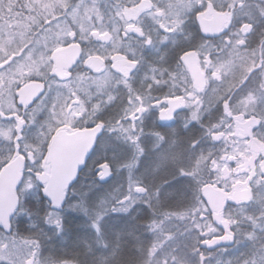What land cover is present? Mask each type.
I'll use <instances>...</instances> for the list:
<instances>
[{
	"label": "snow or ice",
	"instance_id": "1",
	"mask_svg": "<svg viewBox=\"0 0 264 264\" xmlns=\"http://www.w3.org/2000/svg\"><path fill=\"white\" fill-rule=\"evenodd\" d=\"M101 3L104 4L103 9ZM129 3L132 0H116L115 3L108 0H76L75 3L73 0H25L22 8H27L29 15L24 18L27 23L19 33V39L15 40V34H12L8 40L0 42V130L7 129L6 132L0 131V140L9 146V151L12 150L11 137L22 131L25 124L37 126L36 148H40L52 133L62 129L70 133L83 131L87 136L83 162L76 166L75 175L64 188L63 199L58 203L60 209L68 200L81 166L86 158L91 157L102 130L114 134L116 141H122L134 151L132 162H122L118 164L119 168L131 170L138 163V158L144 153L141 138L145 135V113L155 108L159 121L175 118L177 105L165 111L151 104L143 106L146 100L157 99L152 96L153 92L163 93L165 87L168 88V93H163L165 95L174 94L175 89L182 86L186 95L189 87L197 95L200 91L207 93L211 90L209 104L219 105L222 109L221 118L207 126V134L212 139L222 138L212 134L219 132L224 125H228L225 131L230 132L231 114L243 112L251 121L249 127L259 130L251 135L264 143V30L257 25L258 19L264 22V0L256 5L247 0H167L151 6L157 11H151L145 5L139 10L151 20L147 30L138 12L130 13ZM5 7L9 11L8 20H11L15 5H5L4 0H0V12ZM132 15L136 16L134 24L129 23ZM209 17L218 23L209 25ZM192 24L198 25V33L191 30ZM133 31L135 37L130 34ZM201 33L203 37H223L222 51L227 53V58L213 60L216 46L211 39L200 36ZM2 37L3 31H0V40ZM131 39L136 40L139 54L127 46ZM94 40L99 43L94 44ZM157 44L168 47L158 57V66L149 64L141 87L137 89L133 86L135 77L131 73L144 70L143 49L159 52ZM253 44L255 47L251 46ZM73 46L75 57L70 62L61 61L58 56L61 49ZM122 47L123 52L120 51ZM113 53L127 59L129 67L124 70L118 68ZM235 60L241 61L239 76L234 71ZM212 81L218 82L215 88H210ZM232 81L242 85L239 99L233 100L229 95L234 86ZM121 88L127 93L126 100L120 96ZM109 105H116L118 113L102 118L100 113ZM200 111L210 112L211 108L201 106L193 109L185 123L186 128L191 122H198L203 127ZM41 113H46L43 120L38 119ZM6 120L12 122L6 123ZM150 134L156 138V148L163 144L174 145L160 131L152 130ZM17 139L24 141L27 150L28 138L19 136ZM198 143L199 140L192 139L190 147L195 149ZM226 150L215 158L209 151L177 162L171 174L192 180L194 187L190 199L180 191L162 193L164 185L169 182L167 179L160 185L149 187L130 176L127 191L123 194L109 195L93 208L83 200L69 206L79 207L89 217L96 236L102 237L108 233L102 224L108 213L128 212L138 201L152 209L153 201L159 202L162 196L174 198L175 208L161 211L158 219L153 212L152 220L146 225L152 233V240L147 246L140 242L136 248L142 264H213V254L209 249L214 245L210 238L222 235V230L228 232L229 239H235L239 233L251 242L243 264H264V167H261L264 156L257 157L254 173L241 176L229 163L235 158L223 155ZM167 159L168 153L165 152L161 161ZM235 163L239 168L240 161L235 159ZM96 167V175L101 180L112 174V164L108 160ZM241 180L246 186L243 195L237 196L233 190L235 183ZM209 189L223 194L218 202L206 199ZM48 199L51 201L52 198L49 196ZM229 200L236 205L235 209L228 204ZM250 208L256 211L249 213ZM242 222L250 228L241 230ZM52 226L62 234L63 216L57 215ZM233 228L236 232L231 231ZM11 230L10 226L5 229L6 232ZM4 243L9 244L10 241L6 238ZM36 243L39 244L38 241ZM102 247L107 249L109 246L105 243ZM88 250L91 253V246ZM118 255L119 248H114L107 256L99 258V264H112ZM48 264L68 262L50 257ZM75 264L80 262L77 260ZM215 264H233V260H216ZM235 264H241L240 260Z\"/></svg>",
	"mask_w": 264,
	"mask_h": 264
},
{
	"label": "trees",
	"instance_id": "2",
	"mask_svg": "<svg viewBox=\"0 0 264 264\" xmlns=\"http://www.w3.org/2000/svg\"><path fill=\"white\" fill-rule=\"evenodd\" d=\"M138 1L139 0H133L132 3L128 4V7ZM108 2L115 3L116 0H108ZM152 2L154 5L164 3L163 0H152ZM247 2L256 5L261 3V0H247ZM4 3L5 5L8 3L14 4L15 11L11 13V16H18L19 9L21 8V0H4ZM100 7L103 9L104 4L101 3ZM4 9L9 15L8 8L5 7ZM93 19H95V17H93ZM18 22L21 23V21ZM257 25L260 30H264V22L258 19ZM144 26L147 30V27L151 26V21L149 19L144 20ZM109 27H111V25H109ZM190 28L197 33L199 32L196 24L190 25ZM161 34H163L162 30ZM200 36L202 35L200 34ZM127 46L136 49L139 54L140 49L135 39H131ZM251 46L255 47L254 44ZM108 47H111V45ZM156 47L160 49L159 52H156L154 49H143L144 71H147L149 64L159 65L158 57L165 52L168 46L157 44ZM120 51L123 52L124 48L122 47ZM258 56L259 53L257 52V57ZM240 70V66L234 70L237 76H239ZM142 71L143 69L139 72L132 73L135 77L132 83L137 89L141 87V81L144 77ZM164 78L167 79L166 76ZM229 80H232L231 76H229ZM232 83L234 86L229 95L233 100L239 99L242 93H240V95L238 94L241 92L242 85L236 81H232ZM224 87L226 88L227 84H225ZM163 93H168L167 87L163 89ZM163 93L153 92L152 95L161 98L168 96ZM210 97L211 94L208 91L207 93L204 92L200 99V107L202 106L204 109L211 108L210 112L200 111L199 113L202 117L203 127L198 122H191L186 128L185 123L188 122L191 117L189 113L185 114L184 117H177L176 121L171 126L164 128L153 126L151 118L145 121V135L141 138L144 153L138 158L140 159L138 165L137 163L136 166L134 164L133 168L130 170L132 178L141 180L149 187H151L152 184L160 185L167 179L169 182L164 185L162 193L180 191L186 198H191L194 187L192 180L188 177L174 176L171 173L177 162L182 158H191L200 153L208 154L209 151H211L213 158L222 154V150H224L223 145L212 139L206 131L209 124H215L217 119L222 116L220 112L222 110L221 106L209 104ZM118 111L119 109L116 105H109L100 116L107 119L115 116ZM236 115H238V112L232 113L231 118ZM43 119L44 115H40L39 120ZM173 129L175 130L174 133L172 132ZM152 130L160 131L162 134H165L169 141L174 142V145L163 144L160 148L154 147L156 138L150 134ZM223 132L221 127L219 132H213L212 135L217 136L218 133L222 134ZM100 139L102 138L100 137ZM100 139L97 141L91 153V157L88 158L77 180L70 188L68 200L60 211L59 215L63 216L64 222L62 234H58L59 230L52 226V222L54 221L49 220L52 210L47 201L43 198L40 186L36 182H33L32 185H36L35 187L31 186L30 189H23V185H20L17 191L19 208L10 222L12 230L8 233H4V235L13 237L17 240L33 242L36 248L35 264H41V262H43V264H48L50 257L60 261H67L71 264H75L77 260L80 264H99V258L107 256L109 251L114 248H119V255L117 258H122L127 264H142L138 259L136 248L140 242H143L147 246L152 240V233L146 225L152 220L153 212L157 214L156 218L158 219V214L161 211L172 209L177 206L174 198L167 199L163 198V196L159 202L153 201L152 209L140 201L126 213H108L102 221L103 227L108 233L102 237L96 236L95 230L91 227L89 217L79 207L72 208L69 205L83 200L89 208H93L107 195L112 184H114L113 187L117 186V184H115L116 175L114 176V173L113 177L105 184H99L94 178L95 172H93V169L95 165L104 160H108L111 162L112 168H114L117 163L132 162L133 160V157H129L130 150L126 145L122 150V152H125L124 155L121 154L120 157H117V154H120V152H116V150L120 147L116 144L114 134L111 136L108 135L104 144L105 142H112L113 145L116 144V147L107 149L108 152L106 153L98 149L101 141ZM192 139L199 140L195 149L190 147ZM45 145L46 143L44 142L42 146ZM12 152L13 150L9 151L8 145L0 143V170L11 158ZM165 152L168 153V159L162 162L161 156ZM224 153L225 152H223V154ZM37 169H39L38 164L36 170ZM230 206L233 209L236 207L234 205ZM254 211H256V209H249V213ZM46 220L48 222H46ZM240 228L241 230H248L250 226L246 222H242ZM232 231L236 232V229L233 228ZM37 241L39 242L38 245L36 243ZM105 243L109 246L107 249L102 247ZM89 246H91L92 249L91 253L88 250ZM258 247L259 242H257V248ZM250 248L251 242L237 233L235 242L232 246L219 247L210 251L213 254V264H215L216 260H233V264H235L236 260H240L241 264H243L244 256ZM256 259H258V257H256Z\"/></svg>",
	"mask_w": 264,
	"mask_h": 264
},
{
	"label": "rangeland",
	"instance_id": "3",
	"mask_svg": "<svg viewBox=\"0 0 264 264\" xmlns=\"http://www.w3.org/2000/svg\"><path fill=\"white\" fill-rule=\"evenodd\" d=\"M163 1H164V3L167 2V0H163ZM75 2H76V0H73V3H75ZM24 3H25V0H22V4H24ZM135 5H136V7H133V5L128 7L130 13H137L138 12L139 18H141L143 20L148 19L144 15V11L139 10L143 6L147 5V6H149L151 11H157V9L151 8V6L154 5L152 0H139L137 3H135ZM22 11H25V12H23V15H25V17H28V15H26L28 13V9L22 8ZM3 14H7L5 12V9L3 10V12H0V17H3ZM60 18L63 19L64 17L61 16ZM135 19H136L135 15L130 16L129 23L134 24ZM11 20H13V19H11ZM11 20H7V23H6L4 17L2 19H0V26H4V28L2 27L3 37H2V40H0V42L8 40L10 35H12V34H15V37H14L15 40L19 39V33L21 31H23L24 25H17L16 26L17 29L13 30L15 25H13V23H12L13 21H11ZM25 23H27L26 20H25ZM41 23H43V21ZM2 30H0V31H2ZM16 30L18 32H16ZM161 30L163 31V29H161ZM38 31H39V29H37V32ZM212 42L216 46V51L214 52L213 60H216L217 58H220L221 60L226 59L227 53L225 51H222V49L224 47L223 37L220 36L219 38H217L216 40H214ZM93 43L98 44L99 41L94 40ZM113 55L116 57V65L118 68H120L121 70H124V69H127L129 67V64H126L123 62V60L125 58L122 55H117L116 53H113ZM240 64H241L240 60H235V65H236L235 69H237V67L240 66ZM258 64H259V60L257 59V65ZM117 75H120V72H117ZM212 82H216V81H212ZM212 82H210V85H212ZM183 87L184 86L177 88L175 90H179L178 92L182 93L178 97L182 100L183 109L185 112L191 114V111L193 109H199V107H200V92H199V101H198L197 94L193 93L190 87H189V92L187 95L185 94ZM240 93L241 92H239L238 95H240ZM149 104L154 105L156 107H159V110H160L161 108H164V106H165V99L164 98L148 99L144 102L143 106L147 107ZM157 111L158 110L155 108L150 109L149 112L145 113L144 120L150 113H154L156 115ZM239 113H240L239 115L235 116V118H234L235 121L232 120L230 122L232 125V130L230 132L225 131V129L228 127V125H224L223 126L224 132L222 134L221 133L217 134V136H220L222 138L216 139V141L218 143L222 144L224 149L225 148L227 149L226 152L223 154L225 156V158L231 156V157H234L235 159H238L240 161V167L239 168H237V165L235 163V159L230 160L229 163H230L232 168L237 169V171L241 174V176H245L246 174L254 173L255 168H256L257 159L255 161L253 168H251L249 162L252 158L255 157V155L249 150V146H250L249 140L244 138L240 133L237 132V125H236V121L242 122V121L246 120L247 117L243 114V112H239ZM137 114L139 115V113H137ZM137 123H139V121H137ZM0 131L6 132L7 129H3ZM107 135H113V134L107 132ZM14 136L11 137L12 148L14 146L13 145ZM26 137L28 139L30 138L29 136H26ZM5 139H7V138H5ZM225 141H227V146L225 145ZM48 142H49V139L47 140L46 143H48ZM0 143H4L5 145H7L2 140H0ZM116 144L120 147L119 149L116 150V152H120V154H117V157H120L121 154L124 155V153H125V152H122V150L126 144H124L122 141H116ZM112 145H113L112 142H105L104 146L99 144L98 149H99V151H101V149H102V150H104L103 153L104 152L106 153V152H108L107 149L112 148ZM21 147H22V145H21ZM33 149L34 148L31 146H28L27 150H26L25 146H23L20 149V154L23 156L25 162L29 163V165L31 166V169L35 168L38 163L40 165L42 164L43 158L45 156V152L47 149V145L43 146L41 155H40L39 148H35V151H33ZM13 151H14V148H13ZM129 153H130L129 154L130 158L134 156L133 149H131ZM103 155H105V154H103ZM260 156H264V154H262ZM38 159H40L39 162H37ZM139 162H140V159H138V163ZM138 163H137V165H138ZM135 166H136V164H135ZM261 167H264V164H262ZM94 169H93V172H95ZM112 169H113L114 176L116 175L115 176V184H117V186L113 187L114 184H112L110 191L107 193V195L104 198H107L109 195L123 194L127 191V187H128V183H129V177L131 176L130 170L127 168H119L118 163L115 164V167ZM46 171L49 172V166L48 165H47ZM40 172H42V170L38 171V173H36V174H35V172H33L32 177H26L24 182H23V189L30 188V186L32 184V179L37 180V176ZM233 175L235 176L236 174L233 173ZM96 177H97V175L95 174L94 178L96 179ZM121 180H123V181H121ZM235 185L244 186L245 183L243 180H241L240 183H235ZM139 202L140 201H138L137 203H139ZM110 213H126V212H110ZM59 214H60L59 210H52L51 215L49 216V220L54 221L56 216ZM4 233H5V231H4L3 227L0 225V264H34L35 257H36V248L34 246V243L30 242V241L26 242L23 240H17L13 237H10V236H5ZM6 238L10 241L9 244L4 243ZM68 264H71V263H68Z\"/></svg>",
	"mask_w": 264,
	"mask_h": 264
},
{
	"label": "water",
	"instance_id": "4",
	"mask_svg": "<svg viewBox=\"0 0 264 264\" xmlns=\"http://www.w3.org/2000/svg\"><path fill=\"white\" fill-rule=\"evenodd\" d=\"M209 25H216L218 21L209 17ZM131 34L136 35L133 31ZM216 37V36H209ZM75 46L73 48H64L58 53L61 61L70 62L76 55ZM102 64L103 61H100ZM173 105H177L174 109V115L180 110V102L178 99L168 100V109L172 108ZM172 121V120H171ZM171 121H161L163 123H170ZM251 121L248 119L244 123H240V132L251 138V151L255 153H260L264 150V145L258 141L257 138L251 135L252 129H257L256 127H249ZM103 131V130H102ZM19 133V131H18ZM87 136L85 132L79 131L74 133H66L65 131H60L55 134L50 142L48 153L46 156V161L50 163V172L42 173L38 177L39 183L45 184L43 191V196L47 199L50 196L52 199L48 201L51 203L53 208L58 207L59 201L63 199L64 188L67 182L75 175L76 166L83 162L84 152L87 146ZM253 161H251V164ZM83 166V165H82ZM81 166V168H82ZM24 167V161L21 156H17L11 162L6 164L0 171V224L8 228V223L11 216L16 212L18 207V199L16 196V190L19 187L22 180V171ZM112 174L101 180L104 183L110 179ZM244 188L236 185L233 190V194L237 196L243 195ZM47 194V195H46ZM223 196L222 193H217L215 189H209L206 199H210L213 202H218ZM228 203H232L231 200ZM235 205V204H233ZM227 234L219 237L212 238L211 243L214 245L210 250L221 246V245H232L234 239L228 238ZM217 240L220 242L217 243Z\"/></svg>",
	"mask_w": 264,
	"mask_h": 264
},
{
	"label": "flooded vegetation",
	"instance_id": "5",
	"mask_svg": "<svg viewBox=\"0 0 264 264\" xmlns=\"http://www.w3.org/2000/svg\"><path fill=\"white\" fill-rule=\"evenodd\" d=\"M35 15V14H34ZM36 31H37V29H36ZM104 112V111H103ZM103 112L102 113H100V114H103ZM42 114H46V113H41L40 115H42ZM21 115H23V109H21ZM39 115V116H40ZM157 117V113H156V115L153 113V114H149L148 116H147V120H149L150 118H152V120H153V122L156 124V125H158L160 128H164V127H169L170 125H172V124H170V125H165V124H161V123H159V121H158V119L156 118ZM38 119H39V117H38ZM13 120H14V117H13ZM6 123H10V122H12V121H9V120H6L5 121ZM175 122V121H174ZM173 122V123H174ZM36 130H37V126H29L28 124H25L23 127H22V131H19V134H18V132L15 134L16 135V139H17V136L19 137V136H29L30 138L28 139V141H29V146H32L33 148L34 147H36V144H35V133H36ZM23 140H20L19 141V143L20 144H22L23 142H22ZM263 154V153H262ZM255 164V163H254ZM254 164H252V167L254 166ZM250 165H251V163H250Z\"/></svg>",
	"mask_w": 264,
	"mask_h": 264
},
{
	"label": "clouds",
	"instance_id": "6",
	"mask_svg": "<svg viewBox=\"0 0 264 264\" xmlns=\"http://www.w3.org/2000/svg\"><path fill=\"white\" fill-rule=\"evenodd\" d=\"M112 264H127V262L125 260H123L122 258H116Z\"/></svg>",
	"mask_w": 264,
	"mask_h": 264
},
{
	"label": "bare ground",
	"instance_id": "7",
	"mask_svg": "<svg viewBox=\"0 0 264 264\" xmlns=\"http://www.w3.org/2000/svg\"><path fill=\"white\" fill-rule=\"evenodd\" d=\"M144 73H145V71L143 70V71H142V75H144ZM151 140H152V139H151ZM151 140H150V141H151ZM151 142H152V141H151ZM149 146H150V145H149ZM150 147H153V146H150Z\"/></svg>",
	"mask_w": 264,
	"mask_h": 264
}]
</instances>
